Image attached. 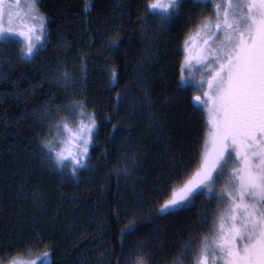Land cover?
Instances as JSON below:
<instances>
[{"label":"trees","instance_id":"16d2710c","mask_svg":"<svg viewBox=\"0 0 264 264\" xmlns=\"http://www.w3.org/2000/svg\"><path fill=\"white\" fill-rule=\"evenodd\" d=\"M148 2L39 0L48 20L34 57L0 42V263L121 264L145 239L172 255L198 228V207L175 214L173 227L171 215H157L161 192L199 163L207 129L189 90L177 89L181 37L140 36L141 17L154 18ZM89 116L97 127L88 167L73 176L42 155L40 141L57 122ZM125 166L135 178L123 186Z\"/></svg>","mask_w":264,"mask_h":264},{"label":"snow or ice","instance_id":"6c2138e0","mask_svg":"<svg viewBox=\"0 0 264 264\" xmlns=\"http://www.w3.org/2000/svg\"><path fill=\"white\" fill-rule=\"evenodd\" d=\"M185 3L211 13L201 15L185 37L177 83L179 91L195 88L201 93L193 97V107L206 117L205 150L191 172L161 192L157 215H174L198 196L215 200L224 208L214 215L211 235L200 237L196 249L185 244L181 255L189 257L188 264H264V0H149L145 7L167 26L179 18ZM20 4L21 0H0V41L12 42L13 34L23 36L27 48L22 55L32 58L43 42L48 17L40 13L39 0H30L26 15L32 23L24 24L20 12L13 11ZM18 20L26 32L15 26ZM141 23L147 19L141 17ZM194 69L200 78L192 83ZM111 75L115 80V70ZM64 77L66 85L72 83L66 73ZM85 107L76 102L73 111L79 109L83 116ZM88 120L75 129L57 122L51 137L40 141L42 155L55 167H66L70 158L73 176L88 167V144L97 127L94 117ZM130 174L125 166L123 175ZM218 181H224L219 188ZM135 227L131 223L122 229L121 238ZM131 264H150L148 254L138 248ZM174 264L184 261L175 258Z\"/></svg>","mask_w":264,"mask_h":264},{"label":"rangeland","instance_id":"374dc122","mask_svg":"<svg viewBox=\"0 0 264 264\" xmlns=\"http://www.w3.org/2000/svg\"><path fill=\"white\" fill-rule=\"evenodd\" d=\"M30 3V0H21V4L19 9H17L15 6H13V11H19L20 12V17L23 19L24 24H31V18L29 16H27L26 14L29 12V8L28 5ZM209 16L211 15V13L209 12H203L201 13V9L196 7L193 8L190 3H185L181 10H180V15L178 19H173L167 26H162L160 21L156 18L147 20V23H141L140 26V36H147L150 37L152 34H158V32H163L171 37H175V36H179L180 38V50L182 53L181 56V61H183L184 59V54H183V47H184V40L186 35H188L191 31H194L195 28L194 26L198 23V18L201 16ZM188 17H194V19H192L191 21L188 20ZM7 20V17L5 18ZM153 21V22H152ZM157 25H156V24ZM19 30L22 31H27L26 28H24L21 24L20 21L18 20L16 22L15 25ZM37 35H39V32L36 33ZM12 42H14L19 50H20V54L24 59H31V58H26L22 55V52L26 50L27 48V41H25L23 36H20L18 34H13L11 37ZM42 43H40L38 45V49H40L41 47L44 46L45 42H46V32L44 34V36L42 37ZM1 42V41H0ZM35 42V41H34ZM37 49V51H38ZM36 51V52H37ZM192 54L195 55L196 54V50H195V46L193 47V51ZM198 67V66H197ZM185 75L187 76L188 74L185 73ZM200 78V72L196 69L193 70L192 73V78L191 81L192 83H194L196 80H198ZM189 93L191 94V98H192V102L193 105L194 103H196L193 100V97L195 95H200V91H198L195 88H189ZM85 124L89 123L88 118H82L81 119ZM79 120L78 122L74 123V124H69L70 128L75 129L79 122L81 121ZM92 140V138H91ZM91 140L89 141L88 144V149L89 146L91 144ZM65 165L66 167L63 168H69L71 169L72 165H71V161L70 158L68 160H65ZM125 167H120L117 171L120 179H121V183L123 186L130 184L132 182V178H135V169L129 167L131 174L128 175L127 177H125L123 175V169ZM224 181H218L216 187L219 188L221 184H223ZM199 208L201 210V215L199 216V221H198V228H196L195 231H193L190 237V242H188L187 244H190L191 247L193 249H196L198 247V240L200 239V237H202L203 235H211V224L214 218V215L221 211L224 208V205H217L215 200H208L206 197L204 196H198L193 204L187 208ZM186 208L178 211L176 213V215H178V213H182L183 210H185ZM173 215H168L170 217H168V219L166 220L168 225L171 227L174 226V220H175V216ZM184 246V245H183ZM183 246H180V249L174 253V254H169V253H162V254H156V251L158 252V246L156 243L152 242L151 239H145L144 241H137L134 243H130V245L127 247L125 253H124V257L121 261V264H131V260L134 257V255L136 254V250L139 248L142 251L146 252L148 254V257L150 259V264H174L175 258H180L183 259L184 264H188L189 262V257L186 256H182V250H183ZM159 253V252H158ZM15 261L16 264H41L44 259H36V260H25V259H11L7 262L4 263H0V264H12V262Z\"/></svg>","mask_w":264,"mask_h":264}]
</instances>
